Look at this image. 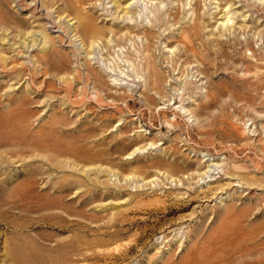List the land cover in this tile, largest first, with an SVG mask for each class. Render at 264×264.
<instances>
[{
    "label": "rangeland",
    "instance_id": "rangeland-1",
    "mask_svg": "<svg viewBox=\"0 0 264 264\" xmlns=\"http://www.w3.org/2000/svg\"><path fill=\"white\" fill-rule=\"evenodd\" d=\"M162 1L0 0V264H264V0Z\"/></svg>",
    "mask_w": 264,
    "mask_h": 264
},
{
    "label": "bare ground",
    "instance_id": "bare-ground-1",
    "mask_svg": "<svg viewBox=\"0 0 264 264\" xmlns=\"http://www.w3.org/2000/svg\"><path fill=\"white\" fill-rule=\"evenodd\" d=\"M154 1V2H153ZM175 1V0H174ZM178 1H182V0H178ZM111 2H112V6L114 7V11L112 12V14L111 15H113V18L114 19H117V20H120V21H122V23L123 22H125V21H127V26H125V28H132V32H133V27L134 26H139L140 25V23H139V17L142 15V13L143 12H146V10H148V7L150 6L151 8H153L154 10H157V11H159L160 9H161V7H160V5L163 3V1L162 0H159V2H158V4H157V2H155V0H111ZM176 2V1H175ZM183 2V1H182ZM109 3V2H108ZM185 4H186V2H184ZM183 3V4H184ZM192 3V2H191ZM110 4V3H109ZM174 4V3H173ZM187 4H190V3H187ZM216 6H218V4L216 5ZM150 8V9H151ZM151 11V10H150ZM149 12V11H148ZM152 13V12H151ZM160 13H161V11H160ZM193 13H195V10H193ZM144 14V13H143ZM162 14V13H161ZM145 15V14H144ZM224 15H225V18L223 19V21H220V22H222L221 24H223V25H225V27L227 26V24L229 23V21L232 19L231 17H229L228 16V12L227 13H224ZM60 17V16H59ZM144 17V16H143ZM145 18H146V16H145ZM177 18H179V17H177ZM69 20H71L72 22L70 23L71 25H75L74 26V31H75V33H74V35H77V28H78V26H79V24H81L80 22L81 21H77V19L75 20L74 18H70ZM201 20V19H200ZM233 20V19H232ZM88 22V21H87ZM134 23L133 25L134 26H131L130 25V23ZM244 23V22H243ZM243 25V24H242ZM246 25V24H245ZM93 26V25H92ZM122 27V26H121ZM141 27V26H140ZM146 27V26H145ZM144 27V28H145ZM73 28V27H72ZM120 28V27H119ZM135 28V27H134ZM147 28V27H146ZM185 28V27H184ZM228 28V27H227ZM110 29V33L112 34V36L113 35H116L117 33L116 32H114L113 30H115L114 28H113V30L111 29V28H109ZM87 30V29H86ZM117 30V29H116ZM120 30V32L121 31H125L126 29H124V30H122V29H119ZM130 30V29H129ZM128 30V31H129ZM109 31V30H108ZM128 32V33H131V34H133L132 32ZM114 32V33H113ZM119 32V31H118ZM138 32V31H137ZM140 32V31H139ZM192 32V31H191ZM91 33H93V30H92V32ZM96 33V32H95ZM109 33V34H110ZM108 34V33H107ZM121 34V35H120ZM136 34V33H135ZM138 34V33H137ZM136 34V35H137ZM147 34H149V33H147ZM73 35V36H74ZM89 35H92V36H88V37H90V41H88L87 43L85 42V40H83L82 38H80V36L79 35H77V37L79 38V44L82 46V48L84 47V46H86V49H87V47L89 48V49H92L95 45H98L99 44V41H98V39H96V35L94 36L93 34H89ZM118 35V34H117ZM119 35L120 36H117V38L118 39H121V37L123 36V38H125L124 36H127V33H124L123 32V34H122V32L121 33H119ZM108 36V35H107ZM133 36V35H132ZM148 36V35H147ZM150 36V35H149ZM75 37V36H74ZM129 37H131L130 35H129ZM134 38L136 37L135 35L133 36ZM189 37V36H188ZM77 38V39H78ZM99 38V37H98ZM111 37H109V39H110ZM117 38H115V39H117ZM149 38V37H148ZM151 38V37H150ZM113 39V38H112ZM111 39V40H112ZM115 39H114V41H115ZM128 39V38H127ZM152 39V38H151ZM107 41H108V39H106ZM147 40V39H146ZM153 40V39H152ZM152 40H150V41H152ZM31 41H32V39H31ZM113 41V40H112ZM122 41H124V40H121V42ZM134 41V40H133ZM136 41V40H135ZM148 41V40H147ZM117 43H118V41H116ZM120 42V41H119ZM120 42V43H121ZM130 42H132V38H130ZM114 43V42H113ZM127 43V42H126ZM148 43V42H147ZM150 43V42H149ZM47 44V41H46V38L44 37V40H43V45H46ZM129 44V43H128ZM135 44V43H134ZM131 45H132V43H131ZM136 45V44H135ZM150 45H152V43L150 44ZM178 45V44H177ZM124 46H125V44H124ZM134 46V45H133ZM144 46V45H143ZM118 47H119V44H118ZM126 47V46H125ZM136 47V46H135ZM182 47H184V46H182ZM85 48V47H84ZM151 48H153V46L151 47ZM145 49L147 50H149V44L148 45H146V47H145ZM88 50V49H87ZM134 50H135V48H134ZM151 50V49H150ZM248 50H251V53H252V57H255V52L254 51H252V49H250L249 47H248ZM85 51V50H84ZM124 51H126V50H124ZM145 51V50H144ZM184 51H186V50H184ZM173 52V51H172ZM174 52H176V50H174ZM120 53L121 54H123L124 55V52H123V50H122V48L120 47ZM126 53V52H125ZM129 53V52H128ZM127 53V54H128ZM144 54L143 55H145V52H143ZM152 53V52H151ZM146 54H149V53H146ZM152 56H153V54H152ZM145 57H147V55H145ZM119 58H121V57H119ZM129 58V57H128ZM148 58H150V56L149 57H147V60H146V64L143 66V68L145 69L144 71H146L147 73H146V76H147V78H148V80H149V83H148V86L149 87H151V89H153V90H156V92L157 93H160L161 94V92H160V90L161 89H159L158 87H156V70H154V67H152L151 66V61H150V59H148ZM125 59V61L126 62H128V63H130V61L129 60H127L126 59V57H124L123 56V59L122 60H124ZM138 59V58H137ZM146 59V58H145ZM151 59H152V57H151ZM153 60V59H152ZM253 60V59H252ZM131 64H133V62L131 63ZM135 64V63H134ZM144 64V63H143ZM153 66H154V64H152ZM125 66V65H124ZM258 66V65H257ZM139 67V66H138ZM142 67V66H141ZM155 67H156V65H155ZM135 70H134V72H135V75L137 76L138 74L140 75V71H138V69L140 70V67L137 69V67L136 68H134ZM142 69V68H141ZM121 72L123 73L124 72V70H121ZM120 72V73H121ZM145 73V72H144ZM138 75V76H139ZM143 76V75H142ZM159 77V76H158ZM122 78V77H121ZM138 78V77H137ZM116 79V78H115ZM157 86H159V85H157ZM163 87V86H162ZM161 88V87H160ZM148 92V91H147ZM144 94V93H143ZM162 94H164V93H162ZM148 96V95H147ZM161 96V95H160ZM163 98H165V97H163ZM161 99H162V97H161ZM154 98H147V101H148V103H151V102H154ZM156 104V103H155ZM158 105V104H157ZM192 112V111H191ZM143 138V137H142ZM142 141V140H141ZM155 143L153 142V143H151L150 145H154ZM135 147V146H134ZM143 148H145V147H143ZM141 149V147H136V148H134V149H132V151L130 152V153H128V155H133V154H135L137 151H139ZM225 173V172H224ZM229 173V172H228ZM226 174V173H225ZM130 176V175H129ZM167 176V175H166ZM168 176H170V177H173V174H171V173H168ZM236 178V177H235ZM242 179V178H241ZM241 179H240V181H241ZM174 180H176V179H174ZM178 182H182V179H178ZM242 183H244V182H242ZM183 217V216H182ZM168 237V235H166L165 236V238H167ZM216 261V260H215ZM209 264H212L211 262H209Z\"/></svg>",
    "mask_w": 264,
    "mask_h": 264
}]
</instances>
